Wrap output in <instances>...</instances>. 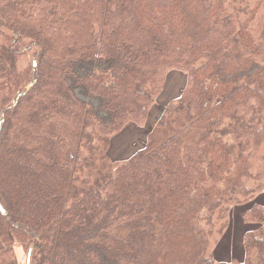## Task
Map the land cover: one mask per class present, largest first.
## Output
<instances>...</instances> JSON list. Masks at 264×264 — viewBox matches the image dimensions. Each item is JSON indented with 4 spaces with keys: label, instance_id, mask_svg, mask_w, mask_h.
Listing matches in <instances>:
<instances>
[{
    "label": "trees",
    "instance_id": "1",
    "mask_svg": "<svg viewBox=\"0 0 264 264\" xmlns=\"http://www.w3.org/2000/svg\"><path fill=\"white\" fill-rule=\"evenodd\" d=\"M3 112L0 264L23 240L32 264H264V0H0ZM130 123L147 139L115 160Z\"/></svg>",
    "mask_w": 264,
    "mask_h": 264
},
{
    "label": "rangeland",
    "instance_id": "2",
    "mask_svg": "<svg viewBox=\"0 0 264 264\" xmlns=\"http://www.w3.org/2000/svg\"><path fill=\"white\" fill-rule=\"evenodd\" d=\"M30 41H24V47H29ZM26 50V49H25ZM26 50V55L22 59V64H32L34 59H37V56H34V50L28 52ZM38 66V62H37ZM180 72V75L176 74ZM174 73V74H173ZM171 73L168 79V86L170 91L166 94L164 93L161 98L162 103H158L157 107H154L153 113L159 111L161 105L170 102L173 99V96L178 91V89L185 83V75L181 71H175ZM92 102L90 98H87ZM96 105V103L93 101ZM162 108V107H161ZM147 139V130L146 127H140L135 123H130L126 128L121 132L113 136L111 147L109 150V155L115 160H125L131 157L135 152H137ZM261 156H264V147L259 151ZM264 193L260 194L255 201H260L264 203ZM251 205V203L238 206L232 212L229 217V227L222 235H217L215 239L213 249L215 256L219 261H238L244 259V248H243V238L244 234L250 230L258 228V224H249L244 219V213L246 209ZM228 220V219H227ZM34 242L29 240H23L14 245L15 255L19 264H26L27 252L31 245ZM0 248H3V244L0 241Z\"/></svg>",
    "mask_w": 264,
    "mask_h": 264
},
{
    "label": "water",
    "instance_id": "3",
    "mask_svg": "<svg viewBox=\"0 0 264 264\" xmlns=\"http://www.w3.org/2000/svg\"><path fill=\"white\" fill-rule=\"evenodd\" d=\"M37 67V59L33 60V69H36ZM31 87V84H29V86L27 87V90ZM26 91L22 92V93H17V95L15 96V101H18V99L20 98L21 95H23ZM5 118V113H1V117H0V135H1V131H2V126H3V121ZM0 211L1 213H3L4 215L7 214L6 210L4 209L3 205L0 202ZM35 245H31L28 249L27 252V258H26V264H32V255H33V251H34Z\"/></svg>",
    "mask_w": 264,
    "mask_h": 264
}]
</instances>
